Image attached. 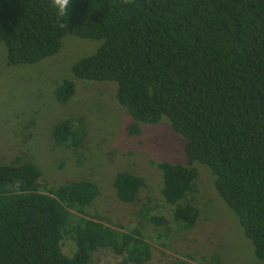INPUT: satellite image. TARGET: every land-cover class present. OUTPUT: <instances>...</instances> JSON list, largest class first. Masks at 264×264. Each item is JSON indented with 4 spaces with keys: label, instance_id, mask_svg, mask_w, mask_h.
I'll return each instance as SVG.
<instances>
[{
    "label": "trees",
    "instance_id": "16d2710c",
    "mask_svg": "<svg viewBox=\"0 0 264 264\" xmlns=\"http://www.w3.org/2000/svg\"><path fill=\"white\" fill-rule=\"evenodd\" d=\"M52 0H0V43L9 65L36 63L57 53L66 34L101 40L73 62L76 78L117 83L116 99L131 121L165 117L185 139V163L162 161L161 194L182 229H192L198 210L184 202L195 190L200 162L236 215L264 264V0H69L57 16ZM76 92L64 78L58 102ZM55 142L79 146L81 123L65 118L53 126ZM40 168L18 159L0 162V264H93L106 248L124 263L150 258L151 245L138 228L119 231L102 221L75 216L99 193L95 182L41 186ZM117 197L136 201L143 177L119 171ZM140 216L156 225L164 218ZM73 243L72 255L62 242Z\"/></svg>",
    "mask_w": 264,
    "mask_h": 264
},
{
    "label": "rangeland",
    "instance_id": "374dc122",
    "mask_svg": "<svg viewBox=\"0 0 264 264\" xmlns=\"http://www.w3.org/2000/svg\"><path fill=\"white\" fill-rule=\"evenodd\" d=\"M101 40L66 34L61 49L36 63L9 65L6 46L0 43V162L29 161L41 170V186L89 180L98 186V196L87 206L73 210L75 216L94 218L119 231L138 228L151 245V255L142 264H251L257 261L254 247L236 215L214 187L209 168L195 162V190L184 202L198 210L192 229L184 230L173 216V206L161 194L157 163H185V139L165 117L157 123H140L138 134H129L131 116L116 99L117 83L76 78L71 66L95 51ZM74 80L76 92L58 102L55 87L64 79ZM71 118L84 127L79 146L55 142L52 129ZM119 171L143 177L144 187L133 202L117 197L112 184ZM157 215L164 223L140 216ZM64 253L72 255L73 243L65 237ZM93 264H125L123 256L100 248ZM126 264H138L129 261Z\"/></svg>",
    "mask_w": 264,
    "mask_h": 264
},
{
    "label": "clouds",
    "instance_id": "9594fccd",
    "mask_svg": "<svg viewBox=\"0 0 264 264\" xmlns=\"http://www.w3.org/2000/svg\"><path fill=\"white\" fill-rule=\"evenodd\" d=\"M69 0H52L51 7L56 11L57 16H64L67 12Z\"/></svg>",
    "mask_w": 264,
    "mask_h": 264
}]
</instances>
